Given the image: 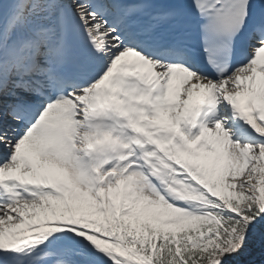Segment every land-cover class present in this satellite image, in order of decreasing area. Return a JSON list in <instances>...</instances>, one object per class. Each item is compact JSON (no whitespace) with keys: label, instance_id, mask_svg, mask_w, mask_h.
<instances>
[{"label":"snow or ice","instance_id":"6c2138e0","mask_svg":"<svg viewBox=\"0 0 264 264\" xmlns=\"http://www.w3.org/2000/svg\"><path fill=\"white\" fill-rule=\"evenodd\" d=\"M250 245L264 0H0V264H236Z\"/></svg>","mask_w":264,"mask_h":264},{"label":"rangeland","instance_id":"374dc122","mask_svg":"<svg viewBox=\"0 0 264 264\" xmlns=\"http://www.w3.org/2000/svg\"><path fill=\"white\" fill-rule=\"evenodd\" d=\"M250 247H251V249H252V246H251V245L249 246V248H250ZM244 253H245V254L248 253L247 249H246L244 252H242L239 256L242 257ZM248 254H249V253H248ZM239 256H238V257H239Z\"/></svg>","mask_w":264,"mask_h":264}]
</instances>
